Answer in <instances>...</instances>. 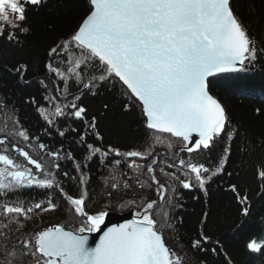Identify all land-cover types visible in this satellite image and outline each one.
<instances>
[{
  "label": "trees",
  "instance_id": "obj_1",
  "mask_svg": "<svg viewBox=\"0 0 264 264\" xmlns=\"http://www.w3.org/2000/svg\"><path fill=\"white\" fill-rule=\"evenodd\" d=\"M24 7L26 18L19 22V28L9 27L0 35V122L3 126H22L30 144L46 146L45 149L31 148V151L44 153L46 169L55 174L56 181L69 196L79 197L83 187L87 192L84 209L89 214L99 210L134 209L135 214L140 211L137 205L157 196L156 186L147 178L146 167L140 174L128 165L133 159L137 164L147 165L160 154L154 166L155 175L168 189L160 202V210L167 205L172 208L169 226L157 229L182 264H264V249L251 251L247 247L252 240L264 241V177L260 175L264 172V0H230L231 9L254 41L257 52L256 60L246 64L245 70L208 80L210 93L222 104L227 116L221 135L208 148L191 154L181 151L185 142L173 137L171 149L157 145L147 159H129L115 152L107 157L100 153L91 155L87 148L91 144L104 151L110 146L122 153L143 152L151 134L142 107L126 94L125 86L117 78L99 81L98 77L104 74L100 66L82 65L78 69L82 76L79 83L68 72L72 66L69 53L79 57L81 50L74 42L68 49L63 45L91 12L90 0H41L38 5L27 3ZM24 28L26 32L20 30ZM9 33L13 39H8ZM53 48L55 53L51 52ZM49 64L69 77L67 95L63 79L49 71ZM93 76L97 80L89 91L83 85ZM48 96L56 100L50 103L45 99ZM73 100L86 110L82 118L67 115L69 108L65 109L64 116L51 117L54 123L46 121L42 109L53 111L55 103L63 106ZM52 152H59V159L49 155ZM88 156L91 158L86 160ZM179 159L203 164L209 169L204 174L203 188L194 174L190 181L192 190L161 174L163 167L166 172H174L179 180L187 179L179 167L168 166L178 164ZM222 159V170L217 171ZM115 160L121 163L114 166ZM54 164H59V168L53 167ZM76 164L81 165L79 171ZM65 172L68 176H64ZM81 174L85 177L83 186ZM112 176L117 180L113 181ZM145 179L151 186L140 188L136 181ZM125 180L130 185L127 189L123 187ZM113 182H119L117 189L111 188ZM245 196L247 200H243ZM49 197L57 205L53 215L43 217L45 211L34 209L28 218L19 217V224L0 215V264H5L6 250L16 252L12 264L35 263L31 255L23 254L26 252L23 241L31 240L35 233L51 224L74 230L81 226L83 220L55 186L51 189L24 186L6 197L0 196V204L7 202L15 206L19 200L27 209ZM130 200L136 203L125 208L120 206ZM153 219L158 225L161 222L160 216ZM194 241H200L198 247H193Z\"/></svg>",
  "mask_w": 264,
  "mask_h": 264
},
{
  "label": "snow or ice",
  "instance_id": "obj_2",
  "mask_svg": "<svg viewBox=\"0 0 264 264\" xmlns=\"http://www.w3.org/2000/svg\"><path fill=\"white\" fill-rule=\"evenodd\" d=\"M27 3L38 5L41 0H0V35L9 27L19 28V22L26 18L24 5ZM90 5V14L70 41H65L63 45L68 49L74 42L81 50L79 57L69 53L72 66L68 72L75 76L77 83L82 81L78 71L82 65L86 68L102 67L104 74L98 77L101 82L118 78L126 86V94L141 103L146 127L151 132L143 152L133 150L122 153L110 146L104 151L89 144L87 148L91 155L100 153L102 157H107L115 152L117 156L147 159L152 156L157 145H167L171 149L174 146L173 137L189 142L180 148L189 154L208 148L213 138L221 134L227 124L224 107L209 92V78L219 73L245 70L246 64L256 60L255 43L235 16L230 0H90ZM20 30L27 31L26 28ZM8 39H13L12 33L8 34ZM51 52L55 53L56 49L53 48ZM48 69L61 76L67 95L69 77L59 69H53L51 64ZM95 80L97 77H91L83 87L91 91L95 87ZM45 99L50 103L56 100L53 96ZM69 108L71 111L67 115L77 119L82 118L86 111L73 100L63 106L55 103L53 111L42 109L41 112L51 124L54 123L51 117H62L66 114L65 109ZM193 133H197L198 138L193 139ZM0 134L5 136L0 144H5L9 136L28 139L26 131L19 129L9 131L6 127L0 128ZM60 135L64 133L60 132ZM38 147L46 148L43 144ZM12 149L25 157L37 172L43 174L44 179H37L32 168L17 163L8 154L0 153V196L6 197L33 184L48 189L55 186L73 206L74 213L83 218V223L75 231L55 225L35 233L31 240L23 241L26 250L23 254L31 255L35 264H182L181 258L166 246L162 233L157 231L158 226H167V213H156L161 217L159 225L152 218L168 191L155 175L154 166L160 154L147 165L137 164L134 159L128 165L140 174L147 168L146 176L156 186L158 200L146 204L141 202L137 205L140 211L135 214L138 219L108 228L95 247H91L88 236L83 233L100 230L107 211L99 210L93 214L84 211L87 192L83 187L79 197L67 195L56 181L54 173L47 171L43 164L33 159L24 149L17 148L15 144H12ZM4 151L6 153L7 148ZM49 155L59 159V152ZM68 158H71L70 153ZM90 158L85 157L86 160ZM120 163V160H115L114 166ZM223 163L222 159L217 171L222 170ZM168 166L179 167L187 179L179 180L174 172H166L163 167L160 168L161 174L178 181L183 188L192 187L190 181L193 174L200 187H204V174L209 169L203 164L179 159L178 164ZM53 167L58 169L59 164ZM75 167L79 171L81 165L76 164ZM260 175L264 177V172ZM64 176H68V173L65 172ZM111 179L116 181L117 177L112 176ZM148 179L137 180L136 183L140 188L150 187ZM80 183L81 186L85 183L84 174L80 176ZM118 187L119 182L111 184L113 189ZM123 187H130L126 180L123 181ZM232 187L235 191V186ZM172 191H175L174 187ZM243 200H247V196ZM134 203V200H130L120 206L123 208ZM56 208L51 197L27 209L23 201L18 200L15 206L7 202L0 204V215L19 224V217L28 218V213L34 209L47 212L55 211ZM244 211L247 214V209ZM199 244L200 241H194L193 247ZM247 247L251 251H260L264 249V241L258 243L252 240ZM15 255L14 250H6L5 264H12Z\"/></svg>",
  "mask_w": 264,
  "mask_h": 264
},
{
  "label": "water",
  "instance_id": "obj_3",
  "mask_svg": "<svg viewBox=\"0 0 264 264\" xmlns=\"http://www.w3.org/2000/svg\"><path fill=\"white\" fill-rule=\"evenodd\" d=\"M90 14V13H89ZM88 14V15H89ZM87 15V16H88ZM86 16V17H87ZM85 20V19H84ZM83 20V21H84ZM83 23V22H82ZM81 23V25H82ZM80 25V26H81ZM80 28V27H79ZM78 28V29H79ZM78 31V30H77ZM242 71V70H241ZM241 71H237V72H228V73H219V74H216L212 77H215V76H218V75H222V74H230V73H238V72H241ZM210 77V78H212ZM209 78V79H210ZM118 79V78H117ZM119 80V79H118ZM121 82V81H120ZM122 83V82H121ZM126 88V86H125ZM210 92V91H209ZM211 94V93H210ZM212 95V94H211ZM213 96V95H212ZM214 97V96H213ZM134 98V97H133ZM215 98V97H214ZM135 100L138 101V99L134 98ZM217 99V98H216ZM218 100V99H217ZM138 103L140 104L141 106V103L138 101ZM222 105V104H221ZM145 116V115H144ZM146 118V117H145ZM147 122V121H146ZM221 134H219L218 136L216 137H219ZM198 138V134L197 133H193V139H196ZM215 138V137H214ZM213 138V139H214ZM186 144H189V142H185ZM210 146V145H209ZM187 190H192L193 188L190 187V188H186ZM133 219H138L135 217L134 215V211L133 210H130L128 212H125V213H117V212H108V214L105 216L104 218V223L100 226V230H97V231H93V232H85L83 233L84 235H87L88 236V244L89 246L91 247H95V245L99 242L100 240V237L103 235L104 231H107L108 228H111L113 226H118V225H121V224H124L126 221H130V220H133ZM52 227V226H50ZM48 228V227H47ZM46 229V228H45ZM65 230H72V229H66ZM74 231V230H73ZM158 231V230H157ZM160 232V231H158ZM162 233V232H161ZM162 237H163V240L166 244V246L170 248V246L168 245L163 233H162ZM172 250V249H171Z\"/></svg>",
  "mask_w": 264,
  "mask_h": 264
},
{
  "label": "flooded vegetation",
  "instance_id": "obj_4",
  "mask_svg": "<svg viewBox=\"0 0 264 264\" xmlns=\"http://www.w3.org/2000/svg\"><path fill=\"white\" fill-rule=\"evenodd\" d=\"M7 128L9 131H14V130H24L22 129V126H16L15 124L14 125H11V124H7L6 126H3V123L0 122V128ZM25 131V130H24ZM28 135V134H27ZM0 140H5V136L0 134ZM12 144H15L17 145L18 147L20 148H24V147H31V148H34L36 149L38 147L39 144H30L29 143V137L27 140L23 139L22 137H19V136H9L7 137V140H6V143L5 144H0V149H5V147H7V153L10 157H13L15 158L16 162L17 163H20V164H23L27 167H30L33 169V172L36 174L37 176V179H41V178H44L43 174L41 172H37V170L35 169V167L31 164L28 163V161L22 157L18 152H16L15 150L14 151H10L9 148L12 149ZM39 148V147H38ZM13 150V149H12ZM43 152V150H42ZM40 157L39 158H36L35 159L40 162L41 164H43L45 166V163H44V160H45V157H44V153H40L39 154ZM124 162H122L123 164ZM46 168V166H45ZM22 170V169H21ZM35 187H39L38 185H34ZM172 208V206H171Z\"/></svg>",
  "mask_w": 264,
  "mask_h": 264
},
{
  "label": "rangeland",
  "instance_id": "obj_5",
  "mask_svg": "<svg viewBox=\"0 0 264 264\" xmlns=\"http://www.w3.org/2000/svg\"><path fill=\"white\" fill-rule=\"evenodd\" d=\"M10 15H11V13H10ZM13 22L15 23L16 22V20H15V17H13ZM0 151H4L3 149H0ZM123 161H124V159H122ZM48 171V170H47ZM50 172V171H49ZM41 179H44V178H41ZM152 200H158V197L156 196L154 199H152ZM152 200H150V201H152ZM147 202H149V201H146V203ZM145 203V204H146ZM118 205H114V207H117ZM125 208V207H124ZM160 208L161 207H158V208H156V210L153 212V214H152V218H154V216H156V217H158V215L156 214V213H159V212H166L167 213V226H166V228L169 226L168 225V222H171V205H167V206H165L164 208H162V210H160ZM112 211H114V210H112ZM129 211V209H125L124 211H119V213H124V212H128ZM117 212V211H116ZM53 211H49V212H45V215H42L43 217H45L46 215H53ZM58 220H60V219H58ZM57 221V220H56ZM70 222H74V221H70ZM52 225H56V224H51V225H49V226H52ZM49 226H47V227H49ZM47 227H45V228H47ZM45 228H43L42 230H44ZM42 230H40V231H42Z\"/></svg>",
  "mask_w": 264,
  "mask_h": 264
}]
</instances>
